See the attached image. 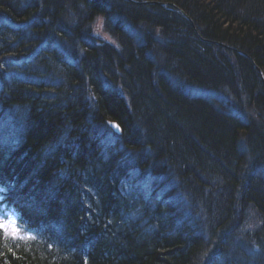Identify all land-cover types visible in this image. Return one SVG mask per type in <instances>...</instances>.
I'll return each mask as SVG.
<instances>
[{
    "label": "trees",
    "instance_id": "16d2710c",
    "mask_svg": "<svg viewBox=\"0 0 264 264\" xmlns=\"http://www.w3.org/2000/svg\"><path fill=\"white\" fill-rule=\"evenodd\" d=\"M155 1L0 0V264H264V0Z\"/></svg>",
    "mask_w": 264,
    "mask_h": 264
},
{
    "label": "bare ground",
    "instance_id": "6f19581e",
    "mask_svg": "<svg viewBox=\"0 0 264 264\" xmlns=\"http://www.w3.org/2000/svg\"><path fill=\"white\" fill-rule=\"evenodd\" d=\"M135 3H137V2H135ZM142 4H144V3H142ZM189 16V15H188ZM191 20H192V18L189 16V21L191 22ZM193 21V20H192ZM224 43V42H223ZM214 44H216V45H218V46H221V47H223V48H226V49H229V50H233V51H235V52H237L235 49H232V48H230V47H227L228 46V44H227V46H223V45H221V44H218V43H214ZM225 45H226V43H225ZM246 52V51H245ZM247 53V52H246ZM242 55H244V56H247L248 57V54H242ZM112 122H115V123H117L116 121H110L109 122V124H110V127L112 128V130H113V132L114 133H116L117 135H121L122 134V131H123V129H122V126L119 124V123H117L116 125L121 129V132H117V131H115L114 129H113V127L111 126V123ZM137 129H135V131H136ZM110 135V134H109ZM124 138V137H123ZM130 155V157H132L131 159L134 161V160H138L139 162H141V161H145V160H149L154 154H152V153H148V152H146V151H141V152H137V154H134V153H130L129 154ZM157 161H152L151 163H152V167L153 168H155V167H158L157 165V163H156ZM135 164V166H136V164H137V162H133V164H131L132 166ZM149 169V168H148ZM119 172H118V174H119V177L121 178V180L122 181H127L129 178H130V167H125V168H122V169H117ZM150 171H151V169H149ZM132 171H133V169H132ZM132 171H131V173H132ZM135 173H137V174H139V177H138V180L139 181H141L142 183L145 181V179H146V177H147V169L146 168H144V169H141V168H137L135 171H134ZM102 177L103 178H106V176H104V175H102ZM97 181V180H96ZM98 182H101V181H98ZM96 194H98V192H95ZM62 214H64V213H62ZM103 214H100V216H102ZM107 227H110V226H107ZM110 228H113L112 226L110 227ZM150 229L152 228V227H149Z\"/></svg>",
    "mask_w": 264,
    "mask_h": 264
},
{
    "label": "water",
    "instance_id": "95a60500",
    "mask_svg": "<svg viewBox=\"0 0 264 264\" xmlns=\"http://www.w3.org/2000/svg\"><path fill=\"white\" fill-rule=\"evenodd\" d=\"M127 1L137 2V3H144V4H161V5H163V6H164V5H169V4H170V3H168V2L149 1V0H144V1L127 0ZM180 12H181L182 14H184V15L189 19V16L187 15V13H185V11H183V10L181 9ZM191 24L193 25V27H195V23H194V21L191 20ZM211 42L218 43V44H221V45H223V46H227V44L225 45V43H223V42H219V41H211ZM227 47H230V48H232V49H235V50H236L238 53H240V54H247L244 50H240V49H238V48H236V47H233V46H231V45H228ZM256 66H257L258 71H259V73H260V75H261L262 81L264 82V73H263V71L261 70V68H260L258 65H256ZM116 124H117V123L112 122V123H111V126L113 127V129H114L115 131H117V132H121V129H120Z\"/></svg>",
    "mask_w": 264,
    "mask_h": 264
},
{
    "label": "snow or ice",
    "instance_id": "6c2138e0",
    "mask_svg": "<svg viewBox=\"0 0 264 264\" xmlns=\"http://www.w3.org/2000/svg\"><path fill=\"white\" fill-rule=\"evenodd\" d=\"M4 227H5V225L2 224V223H0V229H2V228H4Z\"/></svg>",
    "mask_w": 264,
    "mask_h": 264
},
{
    "label": "rangeland",
    "instance_id": "374dc122",
    "mask_svg": "<svg viewBox=\"0 0 264 264\" xmlns=\"http://www.w3.org/2000/svg\"><path fill=\"white\" fill-rule=\"evenodd\" d=\"M149 1H155V0H149ZM162 2V1H161ZM170 4H172L173 6H176L175 4H173V3H170ZM168 6H170V5H168Z\"/></svg>",
    "mask_w": 264,
    "mask_h": 264
}]
</instances>
